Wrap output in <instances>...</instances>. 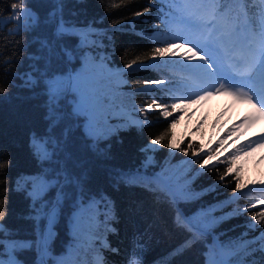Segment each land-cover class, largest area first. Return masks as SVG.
<instances>
[{"label": "trees", "instance_id": "trees-1", "mask_svg": "<svg viewBox=\"0 0 264 264\" xmlns=\"http://www.w3.org/2000/svg\"><path fill=\"white\" fill-rule=\"evenodd\" d=\"M22 2L0 0V165H4L0 167V241L5 246V260L11 251L20 264H41V260L45 264L58 260L68 264H208L219 257L229 258V242L238 243L242 233L248 232L245 239L251 241L264 231V220L257 223L258 213L264 211V195L252 190L245 164L230 150L235 128L230 126L215 135L211 119L201 140L178 128L194 102L180 98L185 86L175 93L165 89L171 86L169 81L183 85L190 83L191 77L165 62L181 57L156 58L159 67L124 68L156 47H165L172 37H181L179 14L167 26L162 22L179 9L171 0H151L154 7L143 16L135 13L149 6L150 0H63V17L76 25V34L65 37L60 45L71 54L60 52L56 57V74L81 71L82 52L96 58L90 70L99 73L104 69L96 85L103 98L98 113L101 138L93 141L86 135L83 116L60 120L51 133L64 139L67 131L65 149L71 156L67 168L83 183L79 187L65 184L63 196L58 188H50L44 199L34 204L29 195L31 181L65 164L63 155L59 164L41 161L31 147L33 134L50 131L42 79L50 66L44 45L53 40L60 6L55 0H28L24 7L36 21L29 26L22 18L25 26L18 28L11 5ZM232 7L244 11L241 5ZM248 9V17L258 27L264 0H252ZM241 22H246L244 17ZM121 70L127 73L122 78L116 75ZM156 79L166 84L159 90L152 85L145 94V81ZM154 97L158 103L166 102L169 111L173 103L183 100L182 110L165 118L154 105L148 109ZM72 104L71 95L61 98L60 114L70 115ZM157 136H165V140L152 145ZM168 142L185 151L169 149ZM189 144L195 147L189 149ZM209 154L211 162H207ZM229 167L233 169L230 173ZM52 182L55 184V177ZM89 197L96 203L92 211H83ZM57 200L45 254L38 248L48 221L41 209L45 205L50 209ZM249 222L257 231L247 227ZM258 247L251 246V255L244 254L245 261L264 264V253Z\"/></svg>", "mask_w": 264, "mask_h": 264}, {"label": "snow or ice", "instance_id": "snow-or-ice-1", "mask_svg": "<svg viewBox=\"0 0 264 264\" xmlns=\"http://www.w3.org/2000/svg\"><path fill=\"white\" fill-rule=\"evenodd\" d=\"M27 2L28 0H23L22 3H13L11 5V8L14 10L13 18L17 22L18 28L25 26L22 18L27 21L29 26L36 21V18L31 14V10L24 7ZM171 2L181 7L177 12L172 13L170 19H165L162 22L167 26L169 23L175 21L179 14V22L184 24L187 30L199 31L201 38L191 39L188 36L172 37L170 41L166 42L165 47H156L143 58L137 57V59L132 60L130 63H126L124 68L130 71H137L141 68L159 67L156 58L165 56L177 57L179 55L181 57L180 60H172L165 62V64L179 68L181 71H187L198 79H201L200 91L203 95L197 94L196 99H203L206 96L223 93L233 96L241 102L250 104L255 112L258 113V116L252 118L253 121L264 118V10L260 12L262 22L258 27H254L255 21L248 17V5L252 4V0H171ZM55 3L60 6L58 9L60 16L53 40L45 41L44 46L47 50V62L50 70L44 73L42 77L48 96L50 131L47 135L37 136L33 134L31 147L37 159L49 163L56 160L57 164H59V157L63 155L65 164L63 167H53L51 173L44 172L31 181L32 191L29 195L32 197L34 204L41 202L50 188H58L59 194L63 196L65 194V184H75V186L79 187L83 183L81 177L75 176L67 168V160L71 159V156L67 154L65 149L67 131L64 133V139H58L51 133V129L60 120L73 116H83L87 130L86 135L93 141L101 138V134L98 131V113L103 98L99 95L96 85L98 77L104 72V69L101 68L99 73L95 70H90L91 66L95 64L96 58H90L82 52L83 62L81 71L77 72L73 70L72 72L65 71L60 75L56 74L58 69L55 68L54 61L59 53L63 52L65 55L71 54L66 48H60V45L63 43L65 37L76 34V25L64 19L62 14L63 0H55ZM233 5L243 6L244 11L241 12L232 7ZM151 7H154V5H151L150 0L149 6L144 7L142 12H136L135 15L143 16L144 13L151 10ZM254 8L255 5H253ZM185 12L189 14L184 15L183 13ZM53 15L55 16L56 14L54 13ZM242 17L246 20V23L243 25H241ZM173 43H175L176 49L183 48L185 52L178 53L173 50ZM144 60H151L152 63L145 64ZM193 61H198V63L193 64ZM116 75L122 78L127 73L121 70ZM167 83L171 85L165 89L169 93L183 90L184 85L181 83L171 81ZM165 84L166 81L163 79L145 81V88L142 91L145 94H149L148 89L152 85H155L156 89L159 90V87ZM244 89H247V91ZM2 91L3 89H0V92ZM69 95L73 99L72 111L70 115L66 113L62 116L58 109V103L61 98L67 99ZM0 99H3V97H0ZM157 99V97H154L152 103L147 107L151 109L154 105L162 111L165 118L171 117L174 111L181 109V103L183 102L181 100L178 103H173L171 105L172 111H169L166 102L158 103ZM187 99L190 102H195L190 97H187ZM175 122L173 120V124ZM164 140L165 136H157L151 143L152 145H161ZM255 143L258 147L264 145V137ZM167 147L169 149L179 148L180 151H185L184 148H180L179 145L172 142H168ZM194 147L195 145L193 144L188 145L189 149ZM211 151H215V149ZM212 160L213 156L211 154L207 155V162H211ZM3 166L0 165V167ZM232 171L231 167L227 169L229 173ZM53 177H55V184L52 182ZM237 187H240L238 177ZM212 190H215V186H213ZM80 195L84 196L85 193L81 191ZM87 199L89 202L87 208H84L83 211H92V206L96 201L90 197ZM101 199L103 200L104 198L101 197ZM58 205L59 200L50 209L48 205H45L41 209V211L47 213L46 218L49 224H52L55 220L56 207ZM105 208H108L107 203H105ZM258 215L260 219L257 220V223L260 220H264V211L258 213ZM180 219L183 218L181 217ZM253 219H256V216ZM77 220L78 216L74 219L73 223L75 224ZM187 222L191 223V221ZM247 227L252 231H257L251 222L247 224ZM2 230L3 226L0 225V232ZM51 235L50 230L46 234H41L38 248L42 253H47V242ZM248 235V232H244L238 238V243L229 242L227 247V251L230 254L229 258L220 261H209L208 264H251V261H245L244 254L251 255V246L254 244H258V251L264 253V231H260L259 235L251 241L245 239ZM28 246L31 247V245ZM15 247L16 245L12 246L13 251ZM220 247L223 248L224 245L221 244ZM112 251L117 252L118 250L112 249ZM4 255L5 246L0 241V264H20L11 251L8 254L7 260L3 258ZM41 264H45V262L41 260ZM56 264H68V262L58 260Z\"/></svg>", "mask_w": 264, "mask_h": 264}, {"label": "rangeland", "instance_id": "rangeland-1", "mask_svg": "<svg viewBox=\"0 0 264 264\" xmlns=\"http://www.w3.org/2000/svg\"><path fill=\"white\" fill-rule=\"evenodd\" d=\"M178 7L181 6L178 5ZM188 14L185 12V15ZM243 24L244 22L241 23V25ZM180 34L191 39L201 38L199 31L187 30L184 24L180 25ZM173 50L178 53L185 52L183 48L176 49L175 45H173ZM192 63L196 64L198 61H193ZM190 77L193 83L184 84L185 90L180 97L184 101H190L187 99V97H190L195 102L192 105L189 116L183 122V125L178 128L192 139L201 140L205 127L211 119H213L212 128L217 132L213 133L215 135L233 126L235 128V137L230 140V150L234 152V155L238 157L241 163L245 164L247 173L250 176L251 187L256 189V191L258 189L256 193L264 195V145L258 147L255 143L260 141L264 135L251 133L250 127L246 124L244 112L238 106H233L232 103L233 100L238 103L245 102L223 93L196 99L197 94L203 95L200 91L201 79L191 73ZM234 121L235 123H233Z\"/></svg>", "mask_w": 264, "mask_h": 264}, {"label": "bare ground", "instance_id": "bare-ground-1", "mask_svg": "<svg viewBox=\"0 0 264 264\" xmlns=\"http://www.w3.org/2000/svg\"><path fill=\"white\" fill-rule=\"evenodd\" d=\"M247 91V89H244ZM233 106H238L244 112L246 124L250 127L251 133L264 135V119H256L253 121V117L258 116V113L251 107L248 103H238L237 101H232Z\"/></svg>", "mask_w": 264, "mask_h": 264}, {"label": "water", "instance_id": "water-1", "mask_svg": "<svg viewBox=\"0 0 264 264\" xmlns=\"http://www.w3.org/2000/svg\"><path fill=\"white\" fill-rule=\"evenodd\" d=\"M47 224H48V227H47V231L45 232V234L50 230V224H49V222Z\"/></svg>", "mask_w": 264, "mask_h": 264}]
</instances>
